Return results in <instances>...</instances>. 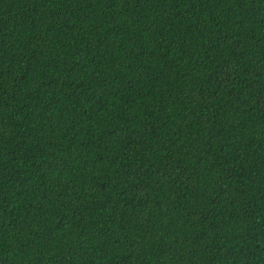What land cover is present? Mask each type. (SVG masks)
Masks as SVG:
<instances>
[{"label": "trees", "instance_id": "16d2710c", "mask_svg": "<svg viewBox=\"0 0 264 264\" xmlns=\"http://www.w3.org/2000/svg\"><path fill=\"white\" fill-rule=\"evenodd\" d=\"M0 264H264V0H0Z\"/></svg>", "mask_w": 264, "mask_h": 264}]
</instances>
